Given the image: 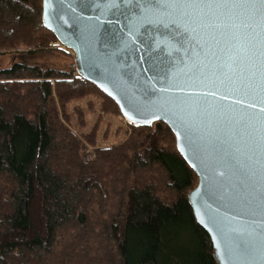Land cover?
Masks as SVG:
<instances>
[{
	"label": "trees",
	"instance_id": "1",
	"mask_svg": "<svg viewBox=\"0 0 264 264\" xmlns=\"http://www.w3.org/2000/svg\"><path fill=\"white\" fill-rule=\"evenodd\" d=\"M42 7L0 0V49L32 47L0 68V264H218L188 199L198 176L164 122L84 159L56 97L98 90L120 110L74 71L27 62L58 40Z\"/></svg>",
	"mask_w": 264,
	"mask_h": 264
},
{
	"label": "water",
	"instance_id": "2",
	"mask_svg": "<svg viewBox=\"0 0 264 264\" xmlns=\"http://www.w3.org/2000/svg\"><path fill=\"white\" fill-rule=\"evenodd\" d=\"M137 2L43 0L42 21L123 117L172 130L198 176L188 199L218 264H264L260 10L181 14Z\"/></svg>",
	"mask_w": 264,
	"mask_h": 264
},
{
	"label": "rangeland",
	"instance_id": "3",
	"mask_svg": "<svg viewBox=\"0 0 264 264\" xmlns=\"http://www.w3.org/2000/svg\"><path fill=\"white\" fill-rule=\"evenodd\" d=\"M29 49L32 47L0 49V68H9L15 61L26 60L21 53ZM37 50L36 56L27 60L30 65L74 71V76H80L75 62V52L58 40H52L46 48ZM56 104L60 120L84 143L82 156L88 161L95 160L98 149L126 143L137 128L136 125L127 122L111 100L98 90L71 99L64 106H61L56 97Z\"/></svg>",
	"mask_w": 264,
	"mask_h": 264
},
{
	"label": "snow or ice",
	"instance_id": "4",
	"mask_svg": "<svg viewBox=\"0 0 264 264\" xmlns=\"http://www.w3.org/2000/svg\"><path fill=\"white\" fill-rule=\"evenodd\" d=\"M130 3L131 0H128ZM137 7L141 10L159 11L160 9H166L170 11H178L181 14H186L188 10L202 15L207 12L220 11L223 14L224 11H231L234 9H257L259 8V15L262 22H264V0H151L150 3H139ZM187 30V29H186ZM264 55V53H262ZM256 107V105H251ZM153 118L159 119L153 114ZM146 123H151V120H146Z\"/></svg>",
	"mask_w": 264,
	"mask_h": 264
},
{
	"label": "built area",
	"instance_id": "5",
	"mask_svg": "<svg viewBox=\"0 0 264 264\" xmlns=\"http://www.w3.org/2000/svg\"><path fill=\"white\" fill-rule=\"evenodd\" d=\"M127 122H129V123H132V124H134V125H136L135 123H133V122H131L130 120H128L127 118H125V117H123ZM137 126V125H136Z\"/></svg>",
	"mask_w": 264,
	"mask_h": 264
}]
</instances>
